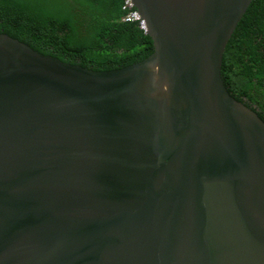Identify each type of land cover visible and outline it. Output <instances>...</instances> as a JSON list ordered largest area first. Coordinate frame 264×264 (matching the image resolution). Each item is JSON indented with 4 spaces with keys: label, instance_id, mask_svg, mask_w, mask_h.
Segmentation results:
<instances>
[{
    "label": "water",
    "instance_id": "obj_1",
    "mask_svg": "<svg viewBox=\"0 0 264 264\" xmlns=\"http://www.w3.org/2000/svg\"><path fill=\"white\" fill-rule=\"evenodd\" d=\"M254 0H131L112 71L0 34V264H264V121L223 59Z\"/></svg>",
    "mask_w": 264,
    "mask_h": 264
},
{
    "label": "trees",
    "instance_id": "obj_2",
    "mask_svg": "<svg viewBox=\"0 0 264 264\" xmlns=\"http://www.w3.org/2000/svg\"><path fill=\"white\" fill-rule=\"evenodd\" d=\"M126 0H0V34L95 71L145 60L152 39L125 22ZM136 10V9H134ZM222 74L229 93L264 121V0H254L230 40Z\"/></svg>",
    "mask_w": 264,
    "mask_h": 264
},
{
    "label": "built area",
    "instance_id": "obj_3",
    "mask_svg": "<svg viewBox=\"0 0 264 264\" xmlns=\"http://www.w3.org/2000/svg\"><path fill=\"white\" fill-rule=\"evenodd\" d=\"M125 8L130 10L126 17L124 18L125 22H137L140 28L146 33V25L144 21L141 19L137 10H134L135 7L133 6L131 0H126Z\"/></svg>",
    "mask_w": 264,
    "mask_h": 264
}]
</instances>
